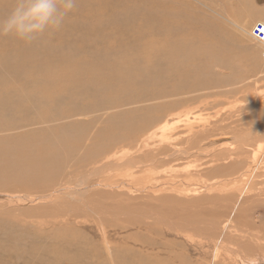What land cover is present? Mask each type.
<instances>
[{
    "label": "rangeland",
    "instance_id": "obj_1",
    "mask_svg": "<svg viewBox=\"0 0 264 264\" xmlns=\"http://www.w3.org/2000/svg\"><path fill=\"white\" fill-rule=\"evenodd\" d=\"M168 1L174 7L176 6L178 10L187 14L188 17L199 22V24L194 25L184 23L183 25L186 26V29L184 34L180 35L184 39L193 40L192 48L199 51L197 55L198 59L204 66L211 67L208 70H204V67L202 68L201 66L199 70L201 72H211L208 78L210 81H213L212 84L198 87L186 84L180 93L168 97L155 96L153 93V90H165L163 82H161L162 87L155 88L153 83L147 84L146 81H148V78L145 77V85L142 84V88L137 86L138 80L133 75L134 72L137 75L136 70L142 64L147 65L148 62L152 61L154 59V52L163 54L167 49V45L170 46V34L166 33L164 26L161 30H154L153 32L151 29H147L148 31L139 34H137L139 29H136L134 32L137 35L131 38L130 41L133 40V43L135 44L136 42L137 44L134 47V44L132 45L128 41L124 44L123 48L125 52L123 50L118 58L122 59L123 62L125 59L126 63L124 65L120 63L122 66H120L121 70L112 75V77L119 81L118 74L122 77L126 75L128 78V73L125 72V69L132 73L129 74L128 82H130L128 85H133L134 88L129 87L128 89L136 92V96L141 92L144 94L142 95L143 101L139 105L129 107L138 110L140 115H144L146 113V106L149 102H152L150 105L157 108V111L153 112L154 118L156 119L155 126L159 127L165 123L174 126L166 134L165 131L164 133L154 132V127L145 132L143 137L149 136L150 134L153 135V133L154 137H152L150 143L142 145L139 152L134 153V157L136 158L137 156L138 159L137 166L142 164L141 159L145 163L144 157H150V155L151 157L168 156L173 152L174 147H178L180 150L186 149L192 153L189 154L190 156L188 154L183 156L178 154L179 159L175 157L169 160H161L158 164V169L150 175H147V178L143 176L140 180H127L126 177L132 176L131 172L134 169L129 165H132V162L135 161V158L132 161V157H130V153L135 150L131 148L132 146L129 147V145L136 143L132 141L128 143L129 145H123V147L120 144L117 149L118 151L115 150L118 153L115 151L113 153L110 152L112 158L109 157L113 161L120 158L121 160L119 161L124 163L129 159L130 164L128 167L130 169L125 168L119 172L117 171L118 173H113L114 178H116L113 179L115 181L118 180V182L115 183L114 181L115 186L110 185L104 187L106 191L104 193L102 192V195L97 194L93 188L89 191L87 190L92 186V183H84L81 187L84 189L83 192H77L76 195L71 194L68 197L65 196L64 200H68L75 206L70 211L67 209L64 210L63 204L57 203L55 200L47 203L46 197H50L53 193L52 191L57 190L60 185L66 182H79L80 180L93 181L96 175L91 177L89 174L92 173L90 172L91 169L96 165H98L96 166L97 168L107 162L109 153L88 160V163L86 161L82 163L78 159H75V162L54 161L55 164L50 166V169L54 173L51 176L52 179L48 178L49 182L47 179H44L46 181L43 182V178L41 179L39 177L41 181L38 184L21 186L18 180L11 178L12 182L10 184L7 182L5 185H0V194L7 196L3 200L0 198V257L6 256L4 252L10 249L14 250L12 251L16 256L18 249L21 250H19L20 252H25L26 250L25 253H28V249L25 248H29L30 246V248H35L40 242L39 244L43 245L39 246L43 248H40L41 251L45 250V248L47 250L43 251L44 255L46 252H53L51 249H57V251H54L55 254L56 252L58 254H53L57 260L54 264H61L63 260V263L66 264L68 255L59 256L62 252V246L60 247L61 250H59V247V249L56 248L57 246H48V244H51L50 240H55L53 235L58 233L57 240L59 237V240L62 241V243L59 240L57 241L59 245H65L64 241H67L71 245L76 244L82 248L83 244L88 243L91 251L87 250L85 252L88 258L86 264H139L140 257L143 259L144 264H264L263 249L261 252L252 250L254 254L249 255L243 244L250 233H255L261 237L260 241L264 246V225L261 222H259L261 224L258 223L256 226L252 225L251 228L244 227L243 230H237L235 227L229 230L227 228L226 232L222 233L220 232L222 224L219 221H214L215 223L213 222L210 225L211 221L209 220L211 216L214 219L215 208L220 206L222 208L226 204H229V206L233 205L232 199L229 200L225 197V195L231 192L235 193V199L242 202L239 206V215L246 214L248 207L250 210H262L260 214L264 215V209H262L264 206V195H262L264 190V185H262L264 183V168L261 171H257L255 176L251 177L243 175V169L232 170L229 166L230 162L235 161L238 165H241L242 161H240L241 163L237 161L238 159L240 160V157L243 158L246 155H244L245 153H243L242 149L231 148L229 150L228 147H225L226 144L222 146L223 143L229 140L235 143V145L236 143H241L243 148L248 143L250 145L254 144L249 147L251 153L258 146V150H264V145L260 146L262 143L264 144V59L261 55L264 50V43L258 41L252 33V28L256 23L264 22V0ZM204 3L210 5V7H206ZM67 17L73 18L75 15L69 12ZM203 18L214 21V28L217 25L221 27H218L220 30L217 32L228 36L224 49V56L226 58L218 57V60L214 62V56L208 53H202L203 50L210 51V48L206 47V44L211 43L213 38L209 36V27L204 24ZM191 19H187L186 22H189ZM156 22H158V19ZM144 23L142 24L143 26ZM158 23V26L162 23L160 18ZM131 54L132 57L130 56ZM135 61L138 66L131 64ZM155 63L151 62L150 64ZM148 66L152 67L149 64ZM157 75L168 79V83L172 87L178 83L177 76L173 73L172 69L170 70L169 66L161 73H157ZM214 75L221 80V82L215 85ZM151 78H154V74ZM121 80L124 79L122 78ZM120 84L123 85L121 82ZM146 94L148 97H146ZM118 100L123 99L119 98ZM123 109L113 110L111 112L109 109L104 111L102 113L103 116L102 114L99 115L100 119L97 125H93L94 129L90 135L101 130H108L111 126H114L112 123L115 119L114 115L117 114L120 118L122 115L127 116V111H125L127 108ZM67 119L58 120V125L62 123L69 124L70 121ZM45 121L43 124L32 123L29 130H37L38 127H41V129L45 128L51 131L57 125V121ZM71 122L85 126L89 122V119L82 117L72 118ZM101 123L103 124L101 125ZM193 126L195 130L201 132L199 135H191L190 129ZM181 137L183 138L180 139ZM187 139L190 140L187 141ZM181 141L183 142L181 143ZM227 143L229 144L230 142ZM57 144L58 146L60 145V143ZM124 150L126 153H124ZM79 161L80 163L77 164ZM261 161L264 167V156L261 157ZM224 165H228V167L222 169L220 166ZM61 166L64 168L61 169ZM55 174L57 175L56 177L54 176ZM58 178L60 180H57ZM91 178L94 179L89 180ZM126 182L128 185L133 183L134 186H131L133 190L129 189V186L123 185L127 184ZM134 187L135 189L138 187L136 191ZM115 188L116 190H114ZM113 190L117 192L114 193ZM134 192L137 193L135 194ZM28 194H30V198H38L39 203L32 204L31 202V206L28 202V205L20 204L21 207L18 208L17 199L21 203L22 198ZM32 195L33 197H31ZM56 196L63 197L58 194ZM218 197H221L222 200H215ZM251 198L253 200L252 202L250 201ZM41 199L42 201H40ZM254 204L258 205L256 206L257 208H252ZM89 205L95 209L93 210L94 212L87 208L85 209V206ZM61 208L66 214L69 213V216H59L60 213L62 215L65 214ZM83 210L87 213L86 215L85 213L80 214L81 216L76 214L77 211L83 213ZM99 211L102 212L98 213ZM88 212L91 214H88ZM210 212L212 215L209 214ZM229 212H231V209L224 215H229ZM104 213L106 214L104 215ZM112 213L114 214L110 215ZM125 213H128V215ZM72 214L73 216L76 215V217H73ZM150 214L154 218L149 219L148 223L147 219L142 217L145 216L146 218V215ZM99 215H102L103 218ZM164 215L166 219L163 222L171 225L175 224L178 227L170 230L167 225L162 224L159 218L161 216L164 217ZM190 217L200 219L199 222H194L196 228L181 223L182 220L189 221ZM8 222L10 224L11 222L12 224L15 222L19 227L17 226V228L15 226V231L12 228L13 225H10ZM213 227L219 228L213 232ZM11 228L14 233L12 235L15 236L18 234V237L15 236V240L19 238V241H23V244L26 243V239H29L27 242L29 241L30 243L34 241L31 244L26 243L28 246H23L21 244L22 242L20 243L17 240L16 242L14 236H12L13 239L11 242L9 238L4 237L10 233ZM20 230L21 232H25L20 233ZM48 233L51 234L49 235ZM105 233H108L116 241V245L112 249L109 247V244H106ZM19 234H22L20 235L22 238ZM50 236L53 237L50 238ZM35 237L38 239H35ZM4 238L9 241L7 242ZM46 239H49V242ZM3 243H6L4 247ZM15 243H18L19 246ZM7 244L10 245L7 246ZM14 245L17 246V249H14ZM2 248H5V250H2ZM132 251L141 253L138 256ZM17 259H10L7 261V264H30L28 262L26 263V260L22 257ZM34 261L36 263L33 262L32 264H41L36 259Z\"/></svg>",
    "mask_w": 264,
    "mask_h": 264
},
{
    "label": "bare ground",
    "instance_id": "obj_2",
    "mask_svg": "<svg viewBox=\"0 0 264 264\" xmlns=\"http://www.w3.org/2000/svg\"><path fill=\"white\" fill-rule=\"evenodd\" d=\"M197 1L201 2L200 0ZM14 5L15 0H0V20L5 19L9 15ZM204 5L206 7H210V5L208 4L204 3ZM175 7L168 0H76L75 8L70 12L74 14L75 17L69 18L66 16L59 29L46 32L30 43H26L14 36H9L7 39V36H0L1 186L5 185L7 182L10 184L12 182L11 178L18 180L21 186L36 185L41 181L42 178V180L47 179V181L48 178L52 179L51 176H53L52 174L54 172L50 169V166L55 164L54 161L75 162V159H78L82 161V163H84L83 161H86L88 163V160L109 153L107 156V162L103 163L97 168L96 166L98 165H96L93 169H91L90 172L92 173H89L91 177L93 175H96L95 179H89H94L93 181H84L79 179V182H66L65 184H63L64 186L60 185L57 190L52 191L53 193L52 195H50V197H46L47 203L51 200H55L57 203L63 204L64 210H73L75 206L72 205L73 203H70L68 200H64L65 196L68 197V195H76L77 192H83L84 189H82L81 187L84 185V183H92V186H90L91 188L89 187L87 190L89 191L93 188L96 190L97 194L102 195L106 191L104 190V187L114 185V179L116 178H114L113 173L124 170L125 168L130 169V167H128V165L130 164L129 159L128 161L125 160V163L119 161L121 160L120 158L118 160L115 158L116 160L113 161V159H110V152L113 153L115 150H117L120 144H122L120 146L123 147V145H129L128 143L135 141L136 144L129 145V147L132 146L131 148L135 150L130 153V157H132L133 161V158H135L134 153L139 152V150H141L142 148V145H147L148 143H150L152 137H154V133L153 135L150 134L149 136L143 137L145 135V132L154 127V132L164 133L165 131L166 134L167 132H169V130L174 128V126L170 125L169 123H165L164 125L159 127L155 126L156 119L154 118L153 112L157 111V108L150 105V103L152 102H149V104L147 103L148 105L146 106V113L144 115H140L138 110L132 108L135 105H139L143 101L142 95L144 94L141 92L138 96H136V92H132L128 89L129 87L134 88L133 85H128L130 82H128V78L130 77L129 74L132 73L126 71L125 69V72L128 73V78L126 75L125 77H122L120 76V74H118V79L123 85H121L119 81L113 78L112 75L121 70L120 63H122L123 65L126 63L125 59L123 62L122 59L118 58V56L123 50L125 52V49L123 47L127 41L133 45L134 41L131 40V42L130 39L134 38L137 34L148 31L147 29H151L153 32L154 30H161L164 26L166 33L170 34V46L167 45V49L163 54L154 52V59L148 62V64L152 65V67H149L148 64H142L141 67L136 70L137 75H135L134 72L133 75L136 76V79L138 80L137 86L141 87L142 84L145 85V77L148 78V81H146L147 84L153 83L155 88L162 87L161 82H163L165 90H153V93L155 94V96L168 97L170 95L180 93L186 84L195 85V87L212 84L213 81H210L208 78L211 75V72H201L199 70L201 66L202 68L204 67V70H208L211 67L204 66V64L198 59L197 55L199 51L192 48L193 40L187 38L184 39V37L180 35L184 34L185 32L186 26L183 25L184 23L194 25L199 24V22L191 19L187 16V14L183 13L182 11L178 10L177 7ZM159 18L162 20V23L158 26ZM157 19L158 22H156ZM187 19L191 20L189 22H186ZM142 22H145L144 26L142 25ZM203 22L207 27H209V36L213 38L211 43L206 44V47L210 48V51L203 50L202 53H208L214 56V62L218 60V57L226 58L224 56V49L228 36L217 32L221 27L217 25L216 28H214V21L203 18ZM151 23L154 25H152ZM136 29H139L137 34L134 32ZM127 37L128 39L125 41ZM136 44L137 43L135 42L133 47ZM130 56L132 57V54ZM151 62L156 63L150 64ZM131 64H135L136 66H138L136 61ZM167 66H169L170 70L172 69L173 73L178 78V83L173 87L172 85H169L168 79L161 77V75H157V73H161ZM106 69L107 71H105ZM153 74L154 78H151ZM122 78L124 80H121ZM219 82H221V80L214 75V85ZM146 97H148L147 94ZM119 98H122L123 100H118ZM123 108H127V110L125 111H127V114L129 116L122 115V117L120 118L116 114L114 115L115 119L112 122L114 126H111V128L108 130H101L100 132L98 131L90 135L92 133V130L94 129L93 125H97V122H99V115H101L107 109H109L111 112L113 110H121ZM81 117L89 119V122L85 124V126H80L77 125L76 122H71L72 118ZM66 118H68L67 120L70 121L69 124L62 123L61 125H58V120H64ZM104 119L106 120V118ZM45 120L57 121L56 127H53L51 131L45 128L41 129V127H38L37 130H29V127L32 126V123L43 124L44 122H46ZM102 124L103 123H101V125ZM190 132L191 135H199V133H201L200 131L195 130L194 126L190 129ZM182 138L183 137H181L180 139ZM190 139H187V141ZM182 142L183 141H181V143ZM227 142L230 143L228 144ZM227 142L223 143L222 146L226 144L225 147H228L229 150L231 148L242 149L243 153H245L244 155H246L244 156L245 158L240 157V160L238 159L237 162L242 161L241 165H238L235 161L230 162L229 166L232 170L243 169L242 174L249 177L255 176V173L257 171L263 170L264 167L262 166L261 157L264 156V150H258L259 146L258 148L256 147L253 153H251V149L249 147L254 144L250 145V143H248L247 146L243 148L241 146V143H236L235 145V143H233L232 141L228 140ZM56 143H60V145L58 146V144L56 145ZM263 145L264 144L262 143L260 146ZM127 148L126 150H128ZM174 148L175 149L173 150V152L165 157H151V155L150 157H144L145 163L141 159L140 161L142 164L138 166V159L136 156L135 161L132 162V165H129L134 168L131 172L132 176H127L126 179L140 180V178H142L143 176L146 177L147 175L155 172L158 169V164L161 160H169L175 157L179 159V157L177 156L178 154L183 156L185 154L189 155L190 153H192L188 152V150L186 149L180 150L178 147ZM117 151L115 152L118 153ZM120 151L119 153L122 152ZM124 153H126L125 150ZM174 154L175 156H173ZM80 161L77 164H79ZM220 167L222 169H225L226 167H228V165ZM60 168L63 169L64 167L61 166ZM56 174L58 175L57 172ZM56 174L54 175L55 177L57 176ZM39 177H41V179ZM57 180L60 179L58 178ZM45 181L46 180H44L43 182ZM117 182L118 180L115 181V183ZM123 185L129 186V189L133 190V188H131V186H134L133 183H130V185H128V183ZM262 185H264V183H262ZM114 190H116V188ZM141 191L143 192V190ZM56 192L58 195L63 197H57ZM116 192L117 191H114V193ZM262 195H264V190L262 192ZM29 196L30 194L25 195L22 198L21 203L19 202V199H17V207L20 208V204H29L32 206V204L34 203H39L38 198L33 199ZM6 197V195L0 194L1 200L5 199ZM31 197H33V195ZM225 197L229 200L232 199L233 205L229 206V204H226L222 208L221 206L215 208L214 219L213 216H211V218L209 219L211 221L210 225H212L214 221H219L220 224H222V228L220 230V232L222 233L226 232L227 228L229 230L232 227L237 228V230H243L244 227L251 228L252 225L256 226L259 222L264 225V215L260 214V211L262 210H250L248 207L246 214L239 215V206L242 204V202L235 199L234 192L225 195ZM215 200L221 201L222 198L218 197ZM40 201H42V199ZM250 201H253L252 198L250 199ZM252 206V208H257L256 206L258 205L254 204ZM86 208L92 211L95 210L90 205L85 206V209ZM230 209L231 212H229V215H224L227 211H230ZM262 209H264V206L262 207ZM79 212L77 211L76 214H87L85 211L83 213ZM100 212L102 211H99L98 213ZM89 213L90 212H88V214ZM128 213L125 214L128 215ZM68 214L65 213L62 215V213H60L59 216H67ZM105 214L106 213H104V215ZM113 214L114 213L110 215ZM209 214L212 215L211 212ZM102 215L99 216L101 217ZM73 217H76V215ZM142 218L147 219L148 221L149 219H153L154 217H152V214H150L146 215V218L145 216H143ZM159 219V221H162V224L167 225L170 230H174L176 227H178L175 226L174 223V225H171L167 222H163L166 219L165 215L164 217L161 216ZM199 220V218L190 217L189 221L186 222L182 220L181 223L186 226L191 225L192 228H196V224L194 222H199ZM232 221H235L234 224ZM8 223L10 224V222ZM150 223H152V221H150ZM12 225V228H14V230L18 226L15 222H13ZM12 228L11 231L7 229L10 232L8 235L4 234L6 235L4 237L9 238L10 241L13 239L12 236H14L12 235ZM218 228L219 227H213V232ZM23 232L25 231L21 232L20 230V233ZM57 234L53 235L55 240H50L51 244H48L45 241L46 244H48V246H57L56 248H60L62 246V250L61 248H58L62 251L59 256L68 255V259L65 257L67 259L66 264H86L88 258L85 252L87 250H90L88 243L83 244L82 248L79 245L77 246L76 244L71 245V243L67 241H64L65 245H59L57 243V241L59 240V237L57 240ZM17 235L18 234H16L15 236L18 237ZM20 235L22 234H19V236ZM15 236L14 240L16 238ZM53 236H50V238ZM104 236L105 240L107 241L106 244H109V247L112 249L113 246L116 245V241L108 233H105ZM20 237L22 238V236ZM36 237L35 239H38ZM16 240L19 241V238H17ZM27 240L29 239L25 240L27 244H31L34 241L33 240L30 243L29 241L27 242ZM260 240L261 237L255 233H250V235L245 239L243 244L245 245V249L249 255L254 254L253 251L261 252L262 249L264 250V246L262 245ZM47 241L49 242V239ZM59 241L62 243L61 240ZM21 242L20 243L23 244V241ZM18 243L15 244L18 245ZM26 243L23 244V246H26ZM34 243L36 244V242ZM38 244L35 248L32 247L33 249L30 248L31 246L29 248H25L28 249V253H25V249V252H20L21 250L18 249L17 256L14 255L13 249L5 251L4 253H6V256L0 257V264H7V261H9L10 259L16 260L20 257L24 258L26 260L25 262H28L30 264L35 262V259L38 260V262H40L41 264H54L55 262H57L54 256L58 254L57 252L55 254V251H57V249H54L55 251L51 249V251H53L54 253L44 252V255L43 251H45L46 248L45 250L41 251L40 248L42 247L39 246H41L42 244ZM5 245L6 243L3 245V247ZM8 245L10 244H7V246ZM14 247V249H17V246L14 245ZM3 249L5 250V248H2V250ZM47 249L49 250V248ZM132 252L138 256L141 253L136 251ZM27 256L28 258H26ZM139 260V264H144V261L141 257L139 258ZM63 261H61V264H65L63 263Z\"/></svg>",
    "mask_w": 264,
    "mask_h": 264
},
{
    "label": "clouds",
    "instance_id": "obj_3",
    "mask_svg": "<svg viewBox=\"0 0 264 264\" xmlns=\"http://www.w3.org/2000/svg\"><path fill=\"white\" fill-rule=\"evenodd\" d=\"M76 0H15L9 15L0 20V36H14L30 43L61 27Z\"/></svg>",
    "mask_w": 264,
    "mask_h": 264
},
{
    "label": "built area",
    "instance_id": "obj_4",
    "mask_svg": "<svg viewBox=\"0 0 264 264\" xmlns=\"http://www.w3.org/2000/svg\"><path fill=\"white\" fill-rule=\"evenodd\" d=\"M252 33L254 37L264 43V22H258L252 28ZM262 58L264 59V50L262 51Z\"/></svg>",
    "mask_w": 264,
    "mask_h": 264
}]
</instances>
